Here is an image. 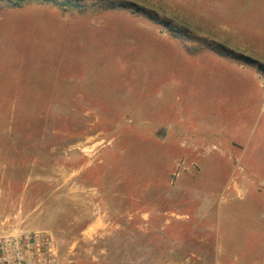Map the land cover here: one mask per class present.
<instances>
[{
  "label": "rangeland",
  "instance_id": "rangeland-1",
  "mask_svg": "<svg viewBox=\"0 0 264 264\" xmlns=\"http://www.w3.org/2000/svg\"><path fill=\"white\" fill-rule=\"evenodd\" d=\"M81 3L0 0V239L54 264H264V73L201 48L264 67V0Z\"/></svg>",
  "mask_w": 264,
  "mask_h": 264
},
{
  "label": "trees",
  "instance_id": "trees-1",
  "mask_svg": "<svg viewBox=\"0 0 264 264\" xmlns=\"http://www.w3.org/2000/svg\"><path fill=\"white\" fill-rule=\"evenodd\" d=\"M8 1L10 3H12V5L15 7H17L21 3H25V2L40 1L43 3L56 4V5L62 6L63 8L77 10V11H83L85 9V6L81 3V0H66L67 3H63V2L59 3L57 0H8ZM100 9H104V10L124 9V10H129L131 13H139V14H142L143 16H145L146 18H148L150 21L154 22L155 24L161 25L164 28H166L167 32H169V34H171L174 37H176V36L185 37L186 36L180 31L177 32L176 30H173L171 27H169L167 22L159 19L155 13H153L151 11H147V10L142 9V8H139L133 4L110 3L104 7H101ZM201 48H204L210 52H213V53H215L221 57H228L231 59L240 60L245 64L255 66L258 71L264 73V67L262 65H259L255 61L248 59L246 57H239L237 55H234L232 52L228 51L227 49H225L221 45H218L215 43L214 44L208 43V44L202 45ZM188 50H189V53H191V54H193L197 51V49H189V48H188Z\"/></svg>",
  "mask_w": 264,
  "mask_h": 264
},
{
  "label": "built area",
  "instance_id": "built-area-1",
  "mask_svg": "<svg viewBox=\"0 0 264 264\" xmlns=\"http://www.w3.org/2000/svg\"><path fill=\"white\" fill-rule=\"evenodd\" d=\"M0 264H54V260L45 257L40 246L28 239L9 236L0 239Z\"/></svg>",
  "mask_w": 264,
  "mask_h": 264
},
{
  "label": "crops",
  "instance_id": "crops-1",
  "mask_svg": "<svg viewBox=\"0 0 264 264\" xmlns=\"http://www.w3.org/2000/svg\"><path fill=\"white\" fill-rule=\"evenodd\" d=\"M168 131H170L169 137L171 139L173 137V135H172L173 134V127L167 125V132ZM191 146H194V145L193 144H189V145L187 144V145L183 146V148H186L187 150H189L191 148ZM91 230H92L91 232H94L95 231L94 227Z\"/></svg>",
  "mask_w": 264,
  "mask_h": 264
}]
</instances>
